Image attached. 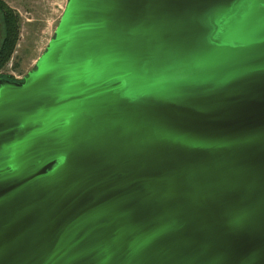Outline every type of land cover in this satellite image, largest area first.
<instances>
[{
	"label": "water",
	"instance_id": "1",
	"mask_svg": "<svg viewBox=\"0 0 264 264\" xmlns=\"http://www.w3.org/2000/svg\"><path fill=\"white\" fill-rule=\"evenodd\" d=\"M0 264H264V0H69L0 77Z\"/></svg>",
	"mask_w": 264,
	"mask_h": 264
},
{
	"label": "rangeland",
	"instance_id": "2",
	"mask_svg": "<svg viewBox=\"0 0 264 264\" xmlns=\"http://www.w3.org/2000/svg\"><path fill=\"white\" fill-rule=\"evenodd\" d=\"M2 1L18 15L20 36L15 52L0 70V76L21 81L35 69L38 59L45 53L50 41L54 38L69 0ZM0 13L3 19L4 41L5 24L1 8Z\"/></svg>",
	"mask_w": 264,
	"mask_h": 264
},
{
	"label": "trees",
	"instance_id": "3",
	"mask_svg": "<svg viewBox=\"0 0 264 264\" xmlns=\"http://www.w3.org/2000/svg\"><path fill=\"white\" fill-rule=\"evenodd\" d=\"M0 8L3 11L5 24V38L0 51V70L4 68L7 62L12 58L19 41L20 20L18 15L11 10L4 1L0 0ZM3 77V76H0ZM9 80L11 78L3 77Z\"/></svg>",
	"mask_w": 264,
	"mask_h": 264
},
{
	"label": "flooded vegetation",
	"instance_id": "4",
	"mask_svg": "<svg viewBox=\"0 0 264 264\" xmlns=\"http://www.w3.org/2000/svg\"><path fill=\"white\" fill-rule=\"evenodd\" d=\"M3 29H4V26H3V19H2V14L0 13V51H1V48H2V41H3ZM26 78V77H25ZM23 78V80L25 79ZM23 80H21L20 82H22ZM14 81H17V80H14Z\"/></svg>",
	"mask_w": 264,
	"mask_h": 264
}]
</instances>
